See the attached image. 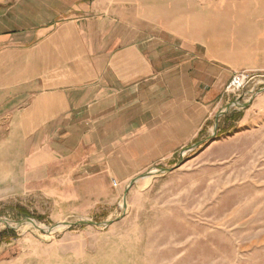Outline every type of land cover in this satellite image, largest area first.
<instances>
[{
  "label": "crops",
  "instance_id": "obj_1",
  "mask_svg": "<svg viewBox=\"0 0 264 264\" xmlns=\"http://www.w3.org/2000/svg\"><path fill=\"white\" fill-rule=\"evenodd\" d=\"M241 70L264 72V0H0L4 195L56 162L117 187L169 166L238 119Z\"/></svg>",
  "mask_w": 264,
  "mask_h": 264
},
{
  "label": "rangeland",
  "instance_id": "obj_2",
  "mask_svg": "<svg viewBox=\"0 0 264 264\" xmlns=\"http://www.w3.org/2000/svg\"><path fill=\"white\" fill-rule=\"evenodd\" d=\"M257 75L238 93L224 91L230 101L220 112L239 109L238 119L218 128L213 118L204 138L132 185L86 179L60 162L38 172L36 187L27 177L17 195H4L0 182V264H264V104H251L264 72ZM80 220L112 223L64 225Z\"/></svg>",
  "mask_w": 264,
  "mask_h": 264
},
{
  "label": "built area",
  "instance_id": "obj_3",
  "mask_svg": "<svg viewBox=\"0 0 264 264\" xmlns=\"http://www.w3.org/2000/svg\"><path fill=\"white\" fill-rule=\"evenodd\" d=\"M257 78L258 75L253 72L245 70L234 72L224 91L227 94L238 93L249 84L255 82V79Z\"/></svg>",
  "mask_w": 264,
  "mask_h": 264
},
{
  "label": "water",
  "instance_id": "obj_4",
  "mask_svg": "<svg viewBox=\"0 0 264 264\" xmlns=\"http://www.w3.org/2000/svg\"><path fill=\"white\" fill-rule=\"evenodd\" d=\"M223 113V112H220V114ZM201 142L197 143L196 145L200 144ZM171 169H166V168H162L161 169V172H167V171H170ZM136 178L132 179L130 181V185H132L134 182H135ZM126 204L125 200H124V205ZM24 221H27V222H32L33 223V220L27 218L26 220ZM24 221H19L18 223H22ZM112 222L111 221H106V222H103V223H97V222H93V221H85V220H80V221H77L75 223H64V225H85V224H88V225H103V226H107L109 224H111ZM61 225V224H60Z\"/></svg>",
  "mask_w": 264,
  "mask_h": 264
},
{
  "label": "trees",
  "instance_id": "obj_5",
  "mask_svg": "<svg viewBox=\"0 0 264 264\" xmlns=\"http://www.w3.org/2000/svg\"><path fill=\"white\" fill-rule=\"evenodd\" d=\"M6 231H11V230H6ZM2 236H3V234H2ZM2 240H3V239H2V237H1L0 243L2 242Z\"/></svg>",
  "mask_w": 264,
  "mask_h": 264
},
{
  "label": "bare ground",
  "instance_id": "obj_6",
  "mask_svg": "<svg viewBox=\"0 0 264 264\" xmlns=\"http://www.w3.org/2000/svg\"><path fill=\"white\" fill-rule=\"evenodd\" d=\"M213 130V129H212Z\"/></svg>",
  "mask_w": 264,
  "mask_h": 264
}]
</instances>
